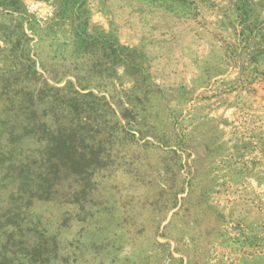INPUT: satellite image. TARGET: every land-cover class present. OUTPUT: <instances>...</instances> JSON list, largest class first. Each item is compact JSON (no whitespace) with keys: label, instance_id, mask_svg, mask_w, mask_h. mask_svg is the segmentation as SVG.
<instances>
[{"label":"rangeland","instance_id":"obj_1","mask_svg":"<svg viewBox=\"0 0 264 264\" xmlns=\"http://www.w3.org/2000/svg\"><path fill=\"white\" fill-rule=\"evenodd\" d=\"M0 264H264V0H0Z\"/></svg>","mask_w":264,"mask_h":264}]
</instances>
